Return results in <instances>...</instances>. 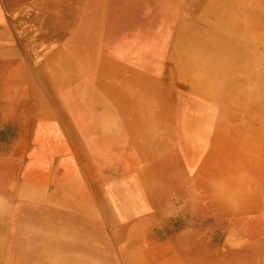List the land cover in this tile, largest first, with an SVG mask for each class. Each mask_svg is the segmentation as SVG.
Here are the masks:
<instances>
[{
	"label": "bare ground",
	"instance_id": "bare-ground-1",
	"mask_svg": "<svg viewBox=\"0 0 264 264\" xmlns=\"http://www.w3.org/2000/svg\"><path fill=\"white\" fill-rule=\"evenodd\" d=\"M170 3L0 0V10L27 44L25 62L38 70L56 106L75 116L76 126L68 119L64 122L67 130L71 125L78 141L95 148L105 161L113 158L114 174L124 176L123 189L115 186L107 208V218L116 226L111 237H105L106 230L97 221L99 209L85 217L75 211L50 212L30 202L12 214L16 225L3 264H120L109 250L113 241L124 264H145L148 256L143 251L148 245L139 238L154 226L165 228L162 221L153 225L145 209L152 207L158 213L163 199L183 198L187 189H193L203 176L195 161L201 158L211 170L220 162L215 151L220 147L226 150L221 155L264 160V89L258 86L264 77V38L254 36L263 28L260 5L249 0H177L175 4L183 8L176 11ZM5 22L0 14V54L9 55L0 64V122L9 113L5 103L15 98V92L25 93L29 85L26 64L5 41L10 35ZM159 130L165 134L157 138L160 141L151 135ZM157 144L172 145L173 153L182 155L184 165L195 172L175 193L151 195L137 214L112 218V209L129 202V174L136 155L144 151L149 160L155 159ZM254 185L236 179L218 187L237 189L244 199L236 209L250 223L252 208L246 199L252 197ZM61 204L73 210L79 205L66 200ZM219 205L223 208L222 201ZM236 209L223 211L231 215ZM200 211L211 214L212 209ZM2 218L0 214V261L7 232ZM254 223L257 232L264 218L256 217ZM259 241L255 256L262 259L264 241ZM247 258L194 264H246Z\"/></svg>",
	"mask_w": 264,
	"mask_h": 264
},
{
	"label": "rangeland",
	"instance_id": "rangeland-1",
	"mask_svg": "<svg viewBox=\"0 0 264 264\" xmlns=\"http://www.w3.org/2000/svg\"><path fill=\"white\" fill-rule=\"evenodd\" d=\"M163 1L164 5L171 1L170 7L176 11L183 8L175 4L177 0ZM249 1L257 2L264 14V0ZM0 14L7 19L6 27L10 31L5 41L18 51L17 59L26 64L29 80L25 93L18 96L15 92L12 95L15 98L10 103H5L3 108L9 113L0 122V214L3 215L1 223L3 226L6 224L7 230L3 259L0 261L3 264L9 238L16 225L11 220L12 214L15 215L22 206L30 202L50 212L75 211L85 217L99 209L97 221L106 230L105 237H111L116 226L110 224L107 208L114 198L115 186L123 189L124 176L121 173L114 174L113 158L105 161L95 148L84 147L78 141L70 127L76 126L75 116L56 106L38 70L29 67L24 60V46L27 44L22 43L23 37L18 36L19 32L3 9ZM261 20L263 28L254 36L264 38V16ZM261 50L262 53L263 48ZM5 59H9V55L1 53L0 64ZM42 69L47 75L45 65ZM11 71L12 67H9L7 72ZM3 74L6 80L5 69ZM258 86L264 89V77ZM67 119L72 122L68 130L64 123ZM151 135L156 140L165 136L161 130L157 135ZM156 140L154 142H158ZM134 146L138 147L135 141ZM156 146L155 159L149 160L143 150L140 155H136L131 164L133 171L129 174V202L123 208L112 209V218L122 213L137 214L139 208L151 199V195L175 193L179 186L184 187L186 179L195 172V168L184 165L182 155L173 153L172 145L163 148L158 144ZM132 151L136 153L133 146ZM215 151L220 156V162L211 170L206 169V163L201 158L195 161L196 170L202 172L203 176L193 189L186 190L183 198L173 196L170 201L163 199L158 213L152 207L145 209L147 215L153 217V225L161 221L165 223L164 230L154 226L155 232L152 228L139 238L140 242L149 246L143 251V255L148 256L145 264H194L201 261L217 263V259L234 262L242 255L249 256L246 264H264V257L260 258L262 255L255 256V251L260 247L257 241H264V225L255 232L258 224L254 223L256 217L264 218V160L260 162L254 155L246 158L233 153L221 155L226 151L221 150V147ZM217 179L219 184L215 183ZM236 179L246 184H255L252 186L253 194L250 193L252 197L249 201L246 199L248 206L252 208L249 212L251 223L242 219L240 210L236 209L244 199L236 194L239 193L237 189L218 188ZM69 193L73 197H69ZM63 200L74 201L79 205L73 210L74 207L62 206ZM220 201L223 202V208L219 205ZM200 209L212 211L210 214L201 212ZM224 209H236V212H231L230 215ZM218 222L221 223L220 226ZM92 223L94 224L93 219ZM191 237H194V241L190 243ZM109 250L120 264H124L120 248L114 241ZM80 256H84V253L79 254ZM243 262L244 260H240V263Z\"/></svg>",
	"mask_w": 264,
	"mask_h": 264
}]
</instances>
